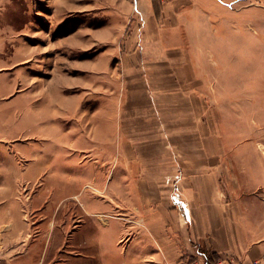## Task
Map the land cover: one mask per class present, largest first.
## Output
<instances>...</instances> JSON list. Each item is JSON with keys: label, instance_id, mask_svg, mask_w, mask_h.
I'll use <instances>...</instances> for the list:
<instances>
[{"label": "crops", "instance_id": "crops-1", "mask_svg": "<svg viewBox=\"0 0 264 264\" xmlns=\"http://www.w3.org/2000/svg\"><path fill=\"white\" fill-rule=\"evenodd\" d=\"M203 1L135 0L134 9L124 4L127 37L100 66L105 84L97 85L91 63L88 90L73 96L72 127L58 140L63 158L77 160L76 175L63 173L50 187L41 156L0 158V183L5 176L32 177L36 163V177L44 181L40 200L48 193L60 200L52 221L45 205L35 209L43 215L30 221L13 197L19 189L0 185V263L31 264L23 257L35 227L58 244L71 242L76 259L89 264H207L202 251L216 263L233 256L240 264H264V238L252 234L264 227V215L256 217L257 203L241 197L264 181V154L253 140L220 136L201 46L170 37L206 33L195 25L184 30V19L194 23L209 13ZM84 97L89 106L82 108ZM86 238L97 247H85ZM106 238L111 243L104 247Z\"/></svg>", "mask_w": 264, "mask_h": 264}, {"label": "rangeland", "instance_id": "rangeland-1", "mask_svg": "<svg viewBox=\"0 0 264 264\" xmlns=\"http://www.w3.org/2000/svg\"><path fill=\"white\" fill-rule=\"evenodd\" d=\"M127 1L134 9L135 0H0V142L5 143L0 158L8 154L41 156L47 164L44 179L50 187L58 185L63 173L76 175L77 160L63 158L58 140L63 138L64 128L72 127L73 96L88 90L91 63L97 65V85L105 84L104 77L99 78L105 68L100 66L126 40ZM203 6L209 13L194 23L184 19V30L195 25L206 33L194 35L192 40L176 34L170 36L171 41L190 40L201 46L199 53L207 62L211 91L216 95L212 105L217 106L222 123L220 136L253 140L258 152L264 154V0H205ZM116 59L110 68L112 77L117 75ZM112 86L115 91L114 81ZM88 106L84 97L81 107ZM35 164L32 177L5 176L0 185L19 189L13 197L27 210L28 220L42 216L35 209L45 205L52 221L60 200L49 193L40 200L44 181L36 177L40 168ZM86 186L94 184L87 182ZM263 186L262 179L253 194L241 196L257 203L254 214L259 218L264 215ZM88 194L85 191L81 198ZM66 200L68 205L72 203L69 197ZM255 233V237L264 238V227L254 228ZM107 236L105 233L103 239ZM106 239L104 247L111 243ZM27 240L31 250L23 260L31 264H89L87 259H76L78 252L71 242L51 241L49 232L45 235L40 228L32 227ZM97 244L86 238L84 246L95 248ZM240 263L241 259L233 256L220 263L215 259L208 262Z\"/></svg>", "mask_w": 264, "mask_h": 264}, {"label": "trees", "instance_id": "trees-1", "mask_svg": "<svg viewBox=\"0 0 264 264\" xmlns=\"http://www.w3.org/2000/svg\"><path fill=\"white\" fill-rule=\"evenodd\" d=\"M202 253H203V255L205 256V259L209 262V260H212V261H214L213 260V257L211 256V255H209V254H207V253H205V252H203L202 251Z\"/></svg>", "mask_w": 264, "mask_h": 264}, {"label": "built area", "instance_id": "built-area-1", "mask_svg": "<svg viewBox=\"0 0 264 264\" xmlns=\"http://www.w3.org/2000/svg\"><path fill=\"white\" fill-rule=\"evenodd\" d=\"M0 264H3V263H0ZM208 264V263H207Z\"/></svg>", "mask_w": 264, "mask_h": 264}]
</instances>
